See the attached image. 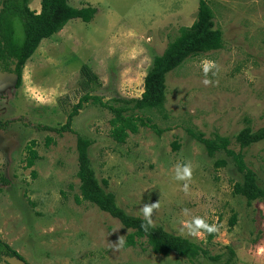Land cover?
Segmentation results:
<instances>
[{
  "label": "rangeland",
  "instance_id": "374dc122",
  "mask_svg": "<svg viewBox=\"0 0 264 264\" xmlns=\"http://www.w3.org/2000/svg\"><path fill=\"white\" fill-rule=\"evenodd\" d=\"M206 2L222 46L167 73L163 105L139 112L161 129L159 134L144 126L118 143L109 134L111 114L90 102L73 117L70 131L57 134L42 127L64 124L86 92L103 100L138 97L152 58L179 27L195 19L198 0H68L74 7H96L92 19L72 18L41 39L17 88L12 74L0 72V123H5L0 128V240L27 264H264V200L247 203L233 194L232 184L241 176L232 158L223 151L208 156L187 133L228 137L229 148L242 152L264 188V140L240 149L234 139L245 126L264 125V0ZM28 7L38 11L40 0H29ZM204 61L214 65L208 73L202 71ZM83 64L95 76L87 84ZM28 89L54 93L52 102H35ZM77 135L90 141L95 175L107 180L105 189L127 213L143 217L140 208L156 203L151 223L196 242L207 255L162 256L143 239L115 246L127 230L95 205L75 202ZM31 140L38 158L26 167ZM218 159L225 164L215 165ZM177 163L190 165L185 181L173 179ZM193 216L216 231L210 237L203 231L190 234L182 221Z\"/></svg>",
  "mask_w": 264,
  "mask_h": 264
},
{
  "label": "trees",
  "instance_id": "16d2710c",
  "mask_svg": "<svg viewBox=\"0 0 264 264\" xmlns=\"http://www.w3.org/2000/svg\"><path fill=\"white\" fill-rule=\"evenodd\" d=\"M28 1H0V70L13 74L15 88L20 84L21 70L25 61L35 51L41 39L48 38L59 31L72 18L88 22L96 12V8L91 5L74 7L68 3V0H40L39 10L34 11L28 7ZM213 18V11L206 0H198L195 19L190 25L179 27L178 34L166 44L160 54L152 58L151 66L143 76L142 91L138 97H113L103 100L98 95L86 92L67 113L64 124L59 127L43 126L42 128L57 134L70 131L73 117L84 103L90 102L111 114L108 120L109 134L118 143H123L130 133H136L140 127L144 126L150 127L159 134L161 129L152 123L148 116L140 115L139 112L163 105L167 73L181 66L189 57L221 48L222 33L215 27ZM80 72L86 78L82 83L87 84L89 80L95 78L84 64ZM4 126L5 123H0V128ZM187 133L204 146L208 156L212 157L216 152L223 151L232 158L241 176L240 181L232 184L233 194L244 197L247 203L264 200V188L257 184L255 173L245 165L242 152L240 150L234 152L229 148L228 137L221 135L205 137L201 131L192 129H188ZM234 139L240 149L260 142L264 140V125L256 129L245 126L235 134ZM50 141V138L46 139V143ZM34 144L31 140L26 147V167H31L38 158ZM89 145L88 139L80 135L76 136V176L79 180V195L75 196V202L86 201L95 205L126 229L123 247L134 246L137 240L143 239L153 253L162 256L174 253L192 260L198 256L207 255L206 250L196 242L169 232L160 225L151 223L149 226L144 217L127 213L116 202L113 193L105 189L107 180L105 178L99 180L95 175L88 156ZM177 147V143L173 142L172 148L177 149ZM224 164L223 159L215 161L217 166ZM31 175H35L33 170ZM229 223L231 225L234 223V215ZM211 235L212 233H209V237ZM8 256L21 258L7 243L0 240V264H6L5 257Z\"/></svg>",
  "mask_w": 264,
  "mask_h": 264
},
{
  "label": "clouds",
  "instance_id": "9594fccd",
  "mask_svg": "<svg viewBox=\"0 0 264 264\" xmlns=\"http://www.w3.org/2000/svg\"><path fill=\"white\" fill-rule=\"evenodd\" d=\"M201 66H202V71L204 73H208L214 67L213 63L210 61L202 62ZM24 78L25 77L22 76V79ZM202 83L207 85L209 81L205 79L202 81ZM26 94L28 95L30 99L34 100L37 103H44V102L51 103L52 98L54 96V93L46 94L45 92L41 90H36V89H28ZM190 174H191V169H190L189 164L177 163L174 166V175H173L174 180L185 181L188 177H190ZM184 187L186 189L187 185L185 184ZM155 207H156V203H153L151 205L145 204L144 206L140 208V211L149 226L151 225L150 216ZM182 211L185 215L188 214L187 209H183ZM182 223L184 224L185 229H187V231L192 235H200L201 231L207 232V233H212L216 231L215 225H209L206 222V220L200 216H193L189 220L182 221ZM123 245H124V240L118 238V240L115 243V246L122 247Z\"/></svg>",
  "mask_w": 264,
  "mask_h": 264
},
{
  "label": "water",
  "instance_id": "95a60500",
  "mask_svg": "<svg viewBox=\"0 0 264 264\" xmlns=\"http://www.w3.org/2000/svg\"><path fill=\"white\" fill-rule=\"evenodd\" d=\"M5 259L7 264H27L23 259L17 256H8Z\"/></svg>",
  "mask_w": 264,
  "mask_h": 264
},
{
  "label": "flooded vegetation",
  "instance_id": "af4514ba",
  "mask_svg": "<svg viewBox=\"0 0 264 264\" xmlns=\"http://www.w3.org/2000/svg\"><path fill=\"white\" fill-rule=\"evenodd\" d=\"M1 1V0H0ZM0 8H1V4H0ZM0 72H3V73H8V74H12V73H9L8 71H2V70H0ZM13 75V74H12ZM6 258V257H5ZM5 262H6V259H5ZM6 264H7V262H6Z\"/></svg>",
  "mask_w": 264,
  "mask_h": 264
},
{
  "label": "crops",
  "instance_id": "0c3cea01",
  "mask_svg": "<svg viewBox=\"0 0 264 264\" xmlns=\"http://www.w3.org/2000/svg\"><path fill=\"white\" fill-rule=\"evenodd\" d=\"M84 2H85V1H84ZM85 3H86V2H85ZM85 3H83V4H85ZM83 4H82V5H83ZM84 6H86V5H84ZM91 6H92V5H91ZM80 7H81V6H80ZM93 7H94V6H93ZM95 8H96V7H95ZM52 35H53V34H52ZM262 263H264V260H262Z\"/></svg>",
  "mask_w": 264,
  "mask_h": 264
}]
</instances>
